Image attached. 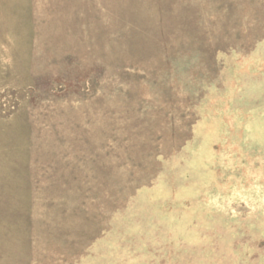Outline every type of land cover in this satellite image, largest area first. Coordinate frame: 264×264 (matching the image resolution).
I'll return each mask as SVG.
<instances>
[{"label":"rangeland","instance_id":"374dc122","mask_svg":"<svg viewBox=\"0 0 264 264\" xmlns=\"http://www.w3.org/2000/svg\"><path fill=\"white\" fill-rule=\"evenodd\" d=\"M0 264H264V0H0Z\"/></svg>","mask_w":264,"mask_h":264}]
</instances>
